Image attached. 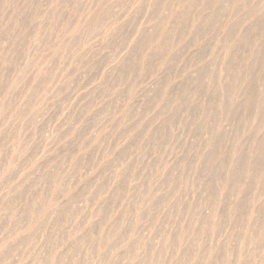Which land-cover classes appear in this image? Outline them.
<instances>
[{
	"label": "rangeland",
	"instance_id": "rangeland-1",
	"mask_svg": "<svg viewBox=\"0 0 264 264\" xmlns=\"http://www.w3.org/2000/svg\"><path fill=\"white\" fill-rule=\"evenodd\" d=\"M263 169L264 0H0V264H264Z\"/></svg>",
	"mask_w": 264,
	"mask_h": 264
},
{
	"label": "bare ground",
	"instance_id": "bare-ground-1",
	"mask_svg": "<svg viewBox=\"0 0 264 264\" xmlns=\"http://www.w3.org/2000/svg\"><path fill=\"white\" fill-rule=\"evenodd\" d=\"M239 1H241V0H239ZM237 2H238V1H237ZM196 3H197V2H196ZM240 3H242V2H240ZM240 3H239V4H240ZM248 3H249V2H248ZM261 3H262V2H261ZM199 4H202V3H199ZM236 4H237V3H236ZM239 4H238V5H239ZM175 5H178V3H177V4L175 3ZM175 5H174V7H175ZM199 6H202V5H199ZM207 6H208V5H207ZM258 6H259V4H258ZM262 6H263V4H262ZM174 7H173V8H174ZM179 7H180V4H179V6H178L176 9H178ZM203 8H204V7H203ZM206 8H207V7H206ZM174 10H175V9H174ZM175 11H176V10H175ZM197 18H198V17H197ZM197 18H196V19H197ZM148 19L151 20V18H148ZM170 20H171V19H170ZM197 20H198V19H197ZM193 21H194V19L192 20V25L194 24ZM147 22H148V21H147ZM168 22H170V21L168 20ZM171 22L174 23L173 20H171ZM171 22H170V23H171ZM194 22H196V20H195ZM166 24H167V23H166ZM224 24H225V23H223V25H224ZM167 25H168V24H167ZM169 25H170V24H169ZM169 25L166 26V27H167V30H168ZM225 25H226V24H225ZM225 25H224V27H225ZM174 26H175V24H174ZM196 26H197V25H196ZM84 27H85V26H84ZM170 27L173 28V26H170ZM170 27H169V28H170ZM192 27H193V26H192ZM222 27H223V26H222ZM87 28H88V27H87ZM85 29H86V28H85ZM222 29H223V28H222ZM88 30H89V29H88ZM163 30H164V33H165V30H166V29L164 28ZM174 30H175V29H174ZM174 30H171V28H170L171 33H172V31H174ZM223 30H224V29H223ZM158 32H160V31H158ZM158 32H155V33H158ZM167 33H168V32H167ZM171 33H170V34H171ZM161 34H162V33H161ZM156 35H157V34H156ZM158 35L160 36V34H158ZM167 35H168V34H167ZM167 35L164 34V35H161V36H162V37H163V36L166 37ZM159 36H156V37H159ZM154 37H155V36H154ZM156 37H155V38H156ZM156 40H157V39H156ZM158 40H159V39H158ZM173 42H175V40H173ZM172 44H173V43H171V45H169V46H173ZM221 46H222V45H221ZM223 46H224V45H223ZM169 48H171V47H169ZM221 49H222V48H221ZM223 49H224V48H223ZM226 49L228 50V48H226ZM224 50H225V49H224ZM221 52H223V50H222ZM225 52H226V51H225ZM226 53H227V52H226ZM252 54H254V53H252ZM223 55L225 56V54H223ZM226 55H228V53H227ZM222 57H223V56H222ZM227 57H228V56H227ZM225 59H226V58H225ZM225 59H223V60H225ZM223 60H221V61H223ZM262 93H263V92H262ZM262 93H261V95H262ZM261 98H262V97H261ZM252 142H254V141L252 140ZM250 143H251V141H250ZM252 144H253V143H252ZM256 147H257V146H256ZM248 148H250V149L252 150L251 147H248ZM253 148H254V147H253ZM257 149H258V148H257ZM249 151H250V150H249ZM254 152H255V151H254ZM257 152H258V150H257ZM249 153H250V152H249ZM228 161H229V160H228ZM234 162H235V160H234ZM234 162H233V163H234ZM235 163H236V162H235ZM234 166H236V165H234ZM263 170H264V169H263ZM229 171H230V170H229ZM233 174H234V173H233ZM260 174H261V173H260ZM224 175H225V174H224ZM259 176H260V175H259ZM227 177H228V176H227ZM224 181H225V180H224ZM53 182H54V181H53ZM226 182H227V181H226ZM225 186H226V185H225ZM225 186H224V188H226ZM238 188H240V187H238ZM219 189H220V188H219ZM235 191H236V190H235ZM239 191H240V190H239ZM239 191H238V192H239ZM219 193H220V192H219ZM221 193H222V192H221ZM238 195H239V194H238ZM236 199H237V198H236ZM257 199H258V198H257ZM257 199H256V200H257ZM256 202H257V201H256ZM233 203H234V202H233ZM258 203H259V202H258ZM234 205H235V204H234ZM236 205H237V202H236ZM252 205H253V204H252ZM258 207L261 208L260 206H258ZM235 208H236V207H235ZM232 209H234V208H232ZM232 209H231V210H232ZM250 209H251V208H250ZM233 211H235V210H233ZM250 214H251V213H250ZM251 216H252V214H251ZM249 217H250V216H249ZM230 221H231V220H230ZM249 227H250V226H249ZM246 228H247V227H246ZM247 229H248V228H247ZM251 230H252V229H251ZM246 231H247V230H246ZM247 232H248V231H247ZM248 234H249V233H248ZM253 234H254V233H253ZM253 236H254V235H253ZM255 236H256V234H255ZM249 237H250V236H249ZM242 238H243V237H242ZM253 238H254V237H253ZM240 240H241V239H240ZM239 242H240V241H239ZM248 242H250V240H249ZM249 244H250V243H249ZM238 255H239V254H238ZM238 255H237V256H238ZM240 255H241V254H240ZM240 255H239V256H240ZM241 259H242V258H241ZM241 259H240V260H241ZM237 260H238V259H237ZM239 264H240V263H239Z\"/></svg>",
	"mask_w": 264,
	"mask_h": 264
}]
</instances>
